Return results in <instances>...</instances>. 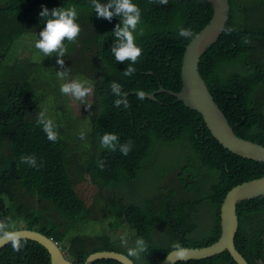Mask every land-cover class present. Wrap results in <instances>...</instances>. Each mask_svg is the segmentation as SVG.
<instances>
[{"label": "trees", "instance_id": "1", "mask_svg": "<svg viewBox=\"0 0 264 264\" xmlns=\"http://www.w3.org/2000/svg\"><path fill=\"white\" fill-rule=\"evenodd\" d=\"M228 2L229 24L201 60L199 71L236 135L264 147V98L260 97L264 92V0ZM134 3L141 11L135 37L142 52L134 74L124 76L128 61L119 63L111 55L112 31L119 18H98L89 0H0V230L6 225L10 232H40L68 251L74 264H85L91 255L100 252L122 253L117 247L119 237L106 234L100 237L101 242L89 244L84 240L89 237L79 236L92 223L95 210L78 190V183L89 180L99 190L138 180L141 183V177L155 169V173L160 172L156 163L167 160L158 155L160 150L179 151L178 162L160 173L181 171L175 189L163 191L158 182H150L147 187L152 194L143 201L127 205L115 198L112 203L116 210L121 206L119 218L128 227L126 232L144 238L148 244L146 264H163L178 250L174 247L177 244L182 249H202L218 242L227 193L244 182L264 177V163L244 159L222 147L203 117L178 98L167 92L157 94L156 101L145 97L141 100L136 95L141 90L150 94L163 88L181 91L186 48L208 26L213 7L198 0ZM42 6L49 10L76 8L80 33L74 41H65L63 67L56 63L54 54L45 57L33 46L43 27L39 16ZM180 27L190 29L192 35L180 37ZM20 43L30 51L31 61L26 65L14 63ZM66 69L69 78L88 79L95 89L93 130L83 138L76 135L70 140L91 142L96 149L101 135L115 133L121 143L131 141L127 155L119 149L109 150L88 162L81 158L77 165L73 144L63 138V128L56 126L55 141L47 139L37 123V114L44 111L43 103L57 106L60 101L70 105L60 93L61 81L55 75V71ZM111 81L128 93L127 108L114 104ZM71 108L66 122L77 121ZM26 155H35L36 167L21 162ZM71 162L79 169L78 181L70 177ZM30 199L35 200L34 205ZM41 203L46 206L40 207ZM237 214V250L251 264H264V196L239 204ZM55 215L63 222H56ZM158 233L169 235L170 242L157 241ZM0 264H51V258L41 244L19 239L17 248L10 243L1 251ZM180 264L236 263L225 252Z\"/></svg>", "mask_w": 264, "mask_h": 264}, {"label": "water", "instance_id": "2", "mask_svg": "<svg viewBox=\"0 0 264 264\" xmlns=\"http://www.w3.org/2000/svg\"><path fill=\"white\" fill-rule=\"evenodd\" d=\"M193 1V0H174ZM209 3L214 10L208 26L200 32L188 45L182 65V89L180 92L165 88L157 92L145 94V98L157 100V94L167 92L178 98L180 102L192 112L198 113L205 119L212 136L229 152L256 162L264 163V147L239 138L216 99L212 96L209 87L199 71L200 62L207 52L213 48L223 36L230 21V6L228 0H198ZM264 196V177L244 182L231 189L221 208V238L214 245L202 249H183L172 252L163 264H180L190 261L205 260L228 252L236 264H251L237 250L235 240L239 232L238 205L251 202ZM18 239H29L41 244L50 254L51 264H74L66 256L62 246L52 238L35 230L18 229ZM0 247L1 251L8 245ZM98 261H113L120 264H136L130 257L116 252H100L91 255L85 264H94Z\"/></svg>", "mask_w": 264, "mask_h": 264}, {"label": "clouds", "instance_id": "3", "mask_svg": "<svg viewBox=\"0 0 264 264\" xmlns=\"http://www.w3.org/2000/svg\"><path fill=\"white\" fill-rule=\"evenodd\" d=\"M167 2L168 0H160L161 4H166ZM89 3L92 11L98 18H104L109 21L114 17L119 18L120 22L115 25L112 31L114 42L111 44V55L115 61L119 63H125V61H128L122 74L124 76L133 75L135 72V64L142 52V49L136 43L135 37V34L138 31V25L141 21V11L138 5L134 3V0H106V2H104V0H89ZM77 15L74 6H62L51 10L42 6V11L39 13V16L43 18V27L37 35L38 38L33 42V46L45 57L54 54L57 58L56 63L61 67L64 65L63 57L67 51L65 41H74L80 33V25L77 23ZM140 31H142V29H140ZM178 35L187 38L192 35V32L188 28L180 27L178 29ZM21 45V43L18 45V52ZM55 75L61 81L59 84V91L62 95H65L67 100L69 96L75 100L84 101L86 96L92 90V83L88 79L75 77L69 78L67 69L55 71ZM110 91L111 94L116 97V99H114V104L116 106L123 105L125 108L128 107V100L126 99L128 93L122 91V87L118 82H110ZM136 95L137 98L141 100L145 97V93L142 90L138 91ZM37 115V123L42 126V130L46 134L47 139L55 141L58 133L53 120L48 118L44 111H40ZM86 131L87 130L80 131L79 135L81 138L86 135ZM99 142L103 149L110 151L119 149L122 155H127L131 149V141L121 143L118 136L111 132H105L101 135ZM217 142L219 143V141ZM21 162H26L32 167L37 166L35 155L22 156ZM101 167H103L102 163ZM18 236V233L10 232L5 225L4 228L0 230V247L5 243L11 242L13 248H17L19 246ZM120 242L127 246V254L130 257H140L145 253V250L148 249V244L142 237H136L132 245L128 246L129 234L126 231L120 236ZM174 247L180 251L181 256L184 255V250L180 248L178 244Z\"/></svg>", "mask_w": 264, "mask_h": 264}, {"label": "rangeland", "instance_id": "4", "mask_svg": "<svg viewBox=\"0 0 264 264\" xmlns=\"http://www.w3.org/2000/svg\"><path fill=\"white\" fill-rule=\"evenodd\" d=\"M262 51H264L263 48ZM29 52L30 51L22 44L19 52L17 53V61L14 63H18L20 65L28 64L31 61V59L29 58ZM33 54L34 52L31 56L32 59L34 57ZM50 93L53 94L52 90L50 91ZM94 94L95 89L92 87L91 92L86 96L84 101L75 100L74 98L68 96V103L72 106L74 112H76L73 114L74 118H76L77 121H64L69 113L70 105L68 104L65 105L60 101L57 106L50 103L42 104V108L44 109L46 116L52 119L57 127L63 128V131H61L63 132V138L67 139L69 144H73V156L77 157L76 161L74 162H76L77 165L80 163L81 158L84 160V162H88L91 157H98L101 153L109 151L107 149H103L100 144H98L96 146V149H94L91 145V142L85 141V143L82 144L77 142L76 139H73L74 142L70 140L73 138V136H78L81 130H87L86 133L92 132L94 118ZM260 96L264 97V92ZM158 155L161 157H167V160L165 162L156 163L160 172L158 171L159 173H155L157 172V169H155L152 173H150L149 176L145 178L144 176L141 177V183L138 180L128 182L118 187L108 186L103 190H99L100 188L92 184L89 180L87 182H81L77 184L78 190L83 193L88 202V205L95 210V215L92 223L86 226L84 230L80 231L79 236L89 237L84 238V240L89 244H93L94 242H101L103 238L100 237H104L106 236V234H108L110 237L112 236L113 238H120V236L125 231H127L128 227H125L124 223L119 218L121 206H118L117 210L112 206L115 198L119 199L123 204L127 205L134 204L139 200L143 201L145 198H148V196L152 194L151 189L147 187L151 185L150 182H158V188L163 191H168L176 188L179 178L178 174L181 173L180 170H171L167 175H160V173H163L165 170H167L173 163L178 162L180 158L179 156L181 155L180 152H175L172 149H167L160 150ZM171 157H174L176 159L173 160L171 159ZM78 171L79 169H77V166L71 162L69 164V173L70 177H72L74 181H78V179L80 178L78 177ZM187 196L190 195L187 194ZM153 199H156V196H154ZM29 201L31 205L35 204L34 199H30ZM45 206L46 205H44L43 203H41L40 205V207ZM48 212L51 213L52 211L49 210ZM54 220L56 222H63L58 218L57 215H55ZM134 239L135 238L132 237L131 233V235H129L128 246L132 245ZM156 239L161 243H169L171 237L169 235L160 236L158 233ZM117 247L122 251L121 254H124L126 256L128 255L126 245H123L120 242ZM65 254L66 256H68V251H65ZM132 258L138 264H146V253L142 254L140 257Z\"/></svg>", "mask_w": 264, "mask_h": 264}]
</instances>
